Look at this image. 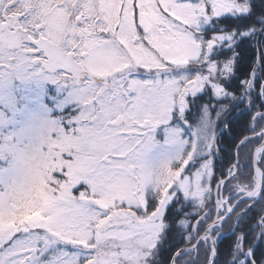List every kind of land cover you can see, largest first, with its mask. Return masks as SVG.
<instances>
[{
	"label": "rangeland",
	"instance_id": "rangeland-1",
	"mask_svg": "<svg viewBox=\"0 0 264 264\" xmlns=\"http://www.w3.org/2000/svg\"><path fill=\"white\" fill-rule=\"evenodd\" d=\"M170 4L0 0V228L45 229L94 248L90 264L101 254L106 264H157L168 208L180 198L206 208L198 196L211 191L212 111L202 104L191 129L166 121L187 84L207 75L224 87L223 73L207 66L229 59L211 60L210 25L191 11L173 21ZM15 23L20 32L7 27ZM43 39L54 61L70 53L76 71L83 64L105 79L121 70V82L65 69L47 57ZM165 63L168 73L159 69ZM150 92L157 102L145 104ZM165 127L175 131L167 136Z\"/></svg>",
	"mask_w": 264,
	"mask_h": 264
},
{
	"label": "snow or ice",
	"instance_id": "snow-or-ice-1",
	"mask_svg": "<svg viewBox=\"0 0 264 264\" xmlns=\"http://www.w3.org/2000/svg\"><path fill=\"white\" fill-rule=\"evenodd\" d=\"M138 15V7H137ZM165 11L173 19V21L184 22L186 14L191 11L193 15L203 17L207 24L214 25L216 21H242L246 27H233L231 31H225L223 24L217 30L211 27L213 32H219V35L212 38L218 43L214 44V48L218 49H235L233 56L238 59L239 63L234 69L230 65L235 63L234 59H229L223 63L219 69L213 66L205 65L208 71L214 74L223 73L221 79H227L228 74H233V83L229 87H237L241 90L247 89V101L243 98L239 103H245L246 108H251L252 95L254 94L259 101L257 111L251 118V128H255L257 119H264V0H172V4L166 6ZM11 28L12 25H7ZM119 27V26H117ZM5 29L0 27V33ZM11 39V37H6ZM147 35L145 40H147ZM151 43V42H149ZM162 43L161 40L157 44ZM224 52L220 51L219 55ZM2 67V65H0ZM243 71L244 76L235 79L236 71ZM11 75V73H9ZM166 89L160 93V98L166 94ZM235 94L228 91L223 86L217 87L213 82V78L205 75L202 79L198 78L187 84L181 94L182 99L178 104H174L171 109V117L166 121L167 124H175L180 126L182 130L191 129V118L193 110L199 111L202 104L204 107L211 106L216 108L217 103L222 101L225 96L233 97ZM157 102L155 94L149 93L144 103L152 104ZM219 114V113H217ZM244 113L237 111V114L230 117V122L234 128L243 129L242 117ZM191 117V118H190ZM167 136L171 135L175 128L165 127ZM191 135L195 137V130H191ZM254 139L247 136L243 139L236 140L234 155L239 157L244 150L245 145ZM239 162V161H238ZM260 163H264V153L259 155L256 162L254 173L259 170V181L261 191L264 192V168H260ZM245 166V165H241ZM253 205H249L247 211L252 210ZM264 225V218L256 217V224L253 227ZM27 232L28 235H23ZM264 233H258L254 247L246 252L242 248V255L238 264H260L264 259V239L261 237ZM96 249L84 248L68 238H58L57 235L49 233L45 229H17L14 227L0 228V264H90L88 259ZM186 252H192V260L195 261L199 254L197 248H189ZM180 251H168L166 260L168 264H173L174 260L180 258ZM208 259L210 264H217V253L215 246L209 251ZM235 253L232 260L235 261ZM108 260L102 254L98 258L97 264H106Z\"/></svg>",
	"mask_w": 264,
	"mask_h": 264
},
{
	"label": "trees",
	"instance_id": "trees-1",
	"mask_svg": "<svg viewBox=\"0 0 264 264\" xmlns=\"http://www.w3.org/2000/svg\"><path fill=\"white\" fill-rule=\"evenodd\" d=\"M221 24H223L226 32L231 31L233 27H246L242 21H216L215 24L210 25L209 28L215 27L218 30ZM211 32L215 35H219L218 31ZM220 51L224 52L222 56L219 55ZM234 51L236 50L216 48L214 49L212 58L221 59L228 57V59H230L232 55L231 58L235 60L232 67L235 69L239 61L233 56ZM189 67L195 68L196 66L190 65ZM242 76H244L242 70L235 72V79L238 80ZM220 81V84H223L228 91L235 95L233 97L225 96L222 101L217 103L215 109L210 106L213 109L215 131L217 130L216 139L218 152L215 159L214 175V180L216 181L220 178H225L227 174L233 170L234 163L237 160V156L233 154L236 147L235 141L243 139L247 135H255L264 128V119H257L255 121V128L250 127L252 122L251 118L257 111V105L259 104L255 95H252L251 108H246V104L239 103V100L243 98L247 101V89L241 90L237 87H229V85L233 83V74L231 77L229 76L227 79H221ZM237 111L244 113L242 117V130L234 128L230 122V117L236 115ZM261 141V137L255 136L254 139L250 140L245 145L244 150L238 157L237 173L224 184L223 195L228 196L231 204L240 196L238 193L240 187H252L254 182L253 152L255 146ZM262 153H264V151ZM260 166L264 168V163H260ZM212 197H210V200L206 201V208L201 213L198 212L199 209H196L199 206L196 201H187L181 198L168 208L166 218L170 221V225L165 231L164 243L161 246L158 256L160 262L157 264H168L166 257L169 250L174 253L182 248L191 246L196 241L198 236L204 231V229L200 228L203 221L208 223L213 217L214 204ZM180 204L183 206L179 207ZM250 204L253 205L252 210L247 211ZM194 209H196V211L191 213ZM256 217L264 218V192H262V197L259 201H255V199L242 201L237 207L233 217L222 224V235L218 245L217 264H238L240 257L244 255L241 249L243 248L246 252L248 249L254 247L255 243H259V241L256 240V236L258 233H264V225L253 227V225L256 224ZM194 218L195 220L193 221ZM196 220H198L197 224L195 222ZM219 231V228L215 229V232ZM193 232L197 236L196 238L193 237ZM261 238L264 239V236ZM197 249L199 250V254L196 256L195 261L192 260V252L182 251L180 258L176 260V264H207L209 261L208 253L211 250L210 243L204 241ZM234 253L236 257L235 261L232 260ZM260 264H264V259L260 261Z\"/></svg>",
	"mask_w": 264,
	"mask_h": 264
},
{
	"label": "water",
	"instance_id": "water-1",
	"mask_svg": "<svg viewBox=\"0 0 264 264\" xmlns=\"http://www.w3.org/2000/svg\"><path fill=\"white\" fill-rule=\"evenodd\" d=\"M264 133V131H263ZM264 147V142L262 144H260L256 149H255V159H254V166L256 167V162L258 161V152L259 150H261L262 148ZM257 174H259V170L256 171ZM258 191L259 195L261 193V185H260V181L258 180V183L255 185V187L253 189H251L250 191H247L245 193L244 196H242L231 208L230 210L228 211V217H230L234 211V209L236 208L237 204L239 203V201L241 199H244L246 197H248L249 195H251L252 193ZM227 218V216H224V217H218L216 216L213 220H211L209 222V224L207 225V228H206V233L208 234V237L211 238L212 242H213V245L215 246V251L217 253V256H218V248H217V241L216 239H214L212 236H211V228L216 224V223H220L222 222L223 220H225ZM210 264V263H209Z\"/></svg>",
	"mask_w": 264,
	"mask_h": 264
},
{
	"label": "flooded vegetation",
	"instance_id": "flooded-vegetation-1",
	"mask_svg": "<svg viewBox=\"0 0 264 264\" xmlns=\"http://www.w3.org/2000/svg\"><path fill=\"white\" fill-rule=\"evenodd\" d=\"M49 47L45 48L44 51H45L46 55L51 58L52 55H53V54L51 55V51H53L54 49L49 48ZM80 72L81 73H86V72H88V69L86 67H83V68L80 69ZM97 82H100L99 78L97 79ZM101 93H102V91L98 89V91H97L98 100H100V98H101Z\"/></svg>",
	"mask_w": 264,
	"mask_h": 264
}]
</instances>
